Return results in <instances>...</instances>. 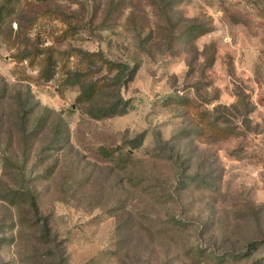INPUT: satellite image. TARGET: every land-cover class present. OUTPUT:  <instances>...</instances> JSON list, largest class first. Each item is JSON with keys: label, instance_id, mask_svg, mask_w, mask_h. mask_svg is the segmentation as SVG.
<instances>
[{"label": "rangeland", "instance_id": "rangeland-1", "mask_svg": "<svg viewBox=\"0 0 264 264\" xmlns=\"http://www.w3.org/2000/svg\"><path fill=\"white\" fill-rule=\"evenodd\" d=\"M72 47L137 72L83 105L76 58L43 60ZM254 240L221 264H264V0H11L0 264H215Z\"/></svg>", "mask_w": 264, "mask_h": 264}, {"label": "trees", "instance_id": "trees-1", "mask_svg": "<svg viewBox=\"0 0 264 264\" xmlns=\"http://www.w3.org/2000/svg\"><path fill=\"white\" fill-rule=\"evenodd\" d=\"M10 4L11 0H2L0 5V23L9 13ZM64 55L66 59H69L70 57L76 58L77 66H79L77 70L80 74L79 77L71 80L70 72L72 66L70 63L67 64L64 61L61 65V68L65 73L63 85H65L66 87H73L76 84H79L81 86V91L76 96V100L83 105H86L90 102H93L97 98L102 97V93L104 92V90L108 89V87L113 83L115 84V87H117V90H119L134 77L138 69V65L136 63L130 64L121 60H112L106 57L102 50L88 51L77 47H72L64 51L55 50L48 53L47 56L43 57V60L46 62L45 68L49 67L52 58H55V60H59ZM93 68H95V70H93ZM102 70H104L106 73L99 76L93 81L87 82L88 78L91 77L93 73H99ZM123 110H125L124 100L122 101V99H120L119 101L115 102L105 101L101 107L100 115L106 116L108 114H114ZM215 128H217L216 123L207 119L205 124L199 127L197 131L202 134L205 131ZM142 135L143 134H140L138 137L141 138ZM139 138H137L138 141H136L135 146H138V144L140 143L141 139ZM191 180V176L186 177L181 173L178 174L176 179L177 184H179L181 187L186 184H190ZM258 244L259 241H249L248 243H245L243 245L244 249L240 250L239 252H235L233 249L227 254L223 255L209 252L208 257H210L212 260H215V264H221L222 262H224V260L226 261L228 259L227 257L237 260L238 258L247 256L250 253V250L256 248ZM202 252V250H199L198 255L203 256Z\"/></svg>", "mask_w": 264, "mask_h": 264}]
</instances>
